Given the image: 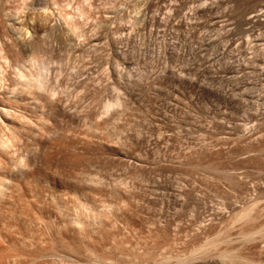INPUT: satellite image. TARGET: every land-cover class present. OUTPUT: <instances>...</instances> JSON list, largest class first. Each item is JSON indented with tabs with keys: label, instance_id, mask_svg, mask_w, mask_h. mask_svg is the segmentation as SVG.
Here are the masks:
<instances>
[{
	"label": "rangeland",
	"instance_id": "rangeland-1",
	"mask_svg": "<svg viewBox=\"0 0 264 264\" xmlns=\"http://www.w3.org/2000/svg\"><path fill=\"white\" fill-rule=\"evenodd\" d=\"M0 68V264H264V0H0Z\"/></svg>",
	"mask_w": 264,
	"mask_h": 264
},
{
	"label": "bare ground",
	"instance_id": "bare-ground-1",
	"mask_svg": "<svg viewBox=\"0 0 264 264\" xmlns=\"http://www.w3.org/2000/svg\"><path fill=\"white\" fill-rule=\"evenodd\" d=\"M246 19H247V20H250L248 17H247ZM0 71H1V68H0ZM0 74H1V73H0ZM29 74H30V73H29ZM25 75H26V74H25ZM27 75H28V74H27ZM27 75H26L27 78H32V80H34L33 77H31V75H28L29 77H28ZM1 76H2V75H1ZM1 76H0V77H1ZM34 78H36V77H34ZM2 79H3V77L1 78V80H2ZM37 80H39L38 82H39V84H40V82H41V77L37 76ZM30 81H31V80H30ZM34 81H35V80H34ZM26 82H28V80H27ZM38 82L35 81V84L37 83V84H36L37 86H39V85H38ZM29 83H31L32 85H34L33 82H29ZM31 84H30V85H31ZM7 85L9 86V84H7ZM28 85H29V84H28ZM1 86H2V85H1ZM5 86H6V85H5ZM6 87H7V86H6ZM6 87H5V88H6ZM7 88L10 89L11 86H9V87H7ZM2 89H3V88H2ZM9 89H8V90H9ZM8 90H6L5 93H6ZM8 92H9V91H8ZM10 92H11V90H10ZM12 92H13V90H12ZM0 93H1V92H0ZM7 94H8V93H7ZM7 94H6V95H7ZM13 94H14V93H13ZM13 94H12V95H13ZM15 94H16V93H15ZM8 95H10V94H8ZM8 95H7V96H8ZM4 96H5V95H4ZM15 97H16V96H15ZM11 98H12V97H11ZM0 108H1L0 111H4V110H5L6 113H5V111H4V113L7 114V109H8V108H5V107L3 106V104H1V107H0ZM8 112H9V110H8ZM4 113H3V114H4ZM3 135H4V133H3ZM6 136H7V135H6ZM1 137H2V136H1ZM1 137H0V138H1ZM7 137H8V136H7ZM7 137H4V138L7 140V139L9 138V137H8V138H7ZM6 140L3 139L4 142H5ZM9 140H10V139H9ZM0 141L3 142L2 139H0ZM4 142H3V143H4ZM6 142H7V141H6ZM10 142H11V141H10ZM7 143H8V142H7ZM7 143H6V144H7ZM0 144H1V143H0ZM6 144H3V145H6ZM1 145H2V144H1ZM1 145H0V147L3 148V147H2L3 145H2V146H1ZM4 148H5V147H4ZM8 148H10V145H9ZM6 150H7V149H6ZM8 150H9V149H8ZM9 151H11V150H9ZM9 151H8V152H9ZM6 152H7V151H6ZM7 157L9 158L10 156H8V154H7ZM10 159H11V158H10ZM10 162H11V161H10ZM7 190H10V189H7ZM9 192H10V191H8V193H9ZM3 200H4V199H3Z\"/></svg>",
	"mask_w": 264,
	"mask_h": 264
}]
</instances>
